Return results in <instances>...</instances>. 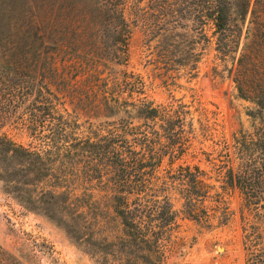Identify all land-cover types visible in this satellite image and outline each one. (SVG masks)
<instances>
[{
	"label": "trees",
	"instance_id": "1",
	"mask_svg": "<svg viewBox=\"0 0 264 264\" xmlns=\"http://www.w3.org/2000/svg\"><path fill=\"white\" fill-rule=\"evenodd\" d=\"M138 23L148 41L156 43L158 65L163 69L172 64L187 66L194 75L198 45L211 43L203 29L209 26L216 53L213 76L226 74L237 96L251 104L246 112L248 127L234 132L229 141L215 142V158L207 161L220 190L240 198L245 264H264V0H0V53L28 57L34 75L49 74L45 86L36 88L29 116L21 125L33 140L42 141L46 151L59 156L89 154L96 163L97 186L110 194L112 216L101 210L93 215L82 211L75 218L69 213V221L59 222L77 245L102 264H161L163 242L178 226L170 199L155 186L153 173L162 155L173 160L183 147L178 133L186 122L183 105L131 104L136 119L144 126L158 121L160 131H141L120 119L94 141L73 143L68 141L73 129L70 114L59 107L60 97L48 88L60 87L56 92L70 103L77 100L85 109L115 115L122 109L117 99L93 102L98 96V69L107 63H127L129 40ZM123 75L126 84L129 74ZM93 80L96 84L90 85ZM113 80L115 87L124 85L118 78ZM84 89L92 102H82ZM124 111L130 117L131 111ZM157 135L166 142L154 151L152 136ZM0 141L1 151L21 162L40 157L5 136ZM204 175L199 167L186 166L166 178L177 185L186 217L205 223L217 217L223 223L228 212L220 194H214L217 198L211 206L204 205L212 199ZM111 221L116 225L109 227Z\"/></svg>",
	"mask_w": 264,
	"mask_h": 264
},
{
	"label": "rangeland",
	"instance_id": "2",
	"mask_svg": "<svg viewBox=\"0 0 264 264\" xmlns=\"http://www.w3.org/2000/svg\"><path fill=\"white\" fill-rule=\"evenodd\" d=\"M203 29L211 43L198 45L199 62L194 75L195 71H189L187 66L172 64L163 69L162 64L158 65L155 41H148L140 23L135 25L128 44L127 63H107L98 69L99 81L95 88L98 96L93 102L102 104L105 97L112 102L117 99L122 109L113 116L106 117L92 107L85 109L77 100L70 103L69 98L56 92L60 87H48L60 97L63 104L59 107L70 114L68 118L73 129L68 141L73 143L86 139L94 141L120 119L141 131H160V122L148 121L147 128L142 120L136 119L131 104L139 107L152 103L168 108L183 105L187 112L186 122L184 130L178 132L183 147L173 160L167 154L162 155L153 173L155 186L161 187L162 196L170 199L178 225L163 242L165 258L161 264H245L240 198L236 193L220 190L207 160L215 158V142L229 141L234 132L248 127L246 112L251 104L237 96L226 74L213 76L214 38L209 26ZM30 65L28 57L10 58L0 53V137L5 136L40 155L21 162L10 153L2 152L0 146V249L4 252L0 264H102L98 257L91 256L70 238L61 222L69 221L67 214L75 218L76 213L82 211L93 215L101 210L112 216L108 208L110 194L97 186L94 180L96 163L89 154L77 151L59 156L46 151L42 141L33 140L21 125L29 116L36 88L44 87L49 76L43 71L34 75ZM123 72L129 74L126 84ZM114 78L124 85L115 87ZM93 82L90 85L96 84ZM86 91L81 93L82 102H92L93 99H86ZM124 110L131 111V118ZM60 112L64 113L62 109ZM152 137L154 151H159L166 141L158 135ZM186 166L191 170L199 167L205 174L204 182L211 186L209 196L212 199L205 200L204 205L211 206L212 200L217 198L214 194H220L228 212L225 222L219 223L217 217L206 223L197 222L183 214L184 201L177 185L166 177ZM114 225L112 221L108 223L109 227Z\"/></svg>",
	"mask_w": 264,
	"mask_h": 264
}]
</instances>
